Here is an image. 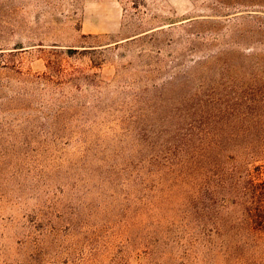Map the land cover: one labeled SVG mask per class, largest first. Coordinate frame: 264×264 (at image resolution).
Segmentation results:
<instances>
[{
	"label": "rangeland",
	"instance_id": "rangeland-1",
	"mask_svg": "<svg viewBox=\"0 0 264 264\" xmlns=\"http://www.w3.org/2000/svg\"><path fill=\"white\" fill-rule=\"evenodd\" d=\"M183 78L224 139L168 190L134 136ZM262 102L264 0H0V264H264L235 205L264 183Z\"/></svg>",
	"mask_w": 264,
	"mask_h": 264
},
{
	"label": "trees",
	"instance_id": "trees-1",
	"mask_svg": "<svg viewBox=\"0 0 264 264\" xmlns=\"http://www.w3.org/2000/svg\"><path fill=\"white\" fill-rule=\"evenodd\" d=\"M196 79H198L197 83L201 82V78L198 75H196ZM183 80L186 81L178 80L182 98L170 104L168 114L158 115L155 112L152 113L151 121L146 125L148 128L152 129L139 130L137 135L134 136L135 143L133 149L135 155H150L146 161L147 166H144L145 160L139 158L138 163H136V169L140 171L138 175L143 178H147L145 174L149 172L152 175L154 173L159 176L161 175L167 180L164 184H166L165 187L168 190H172L173 183L178 180L190 181L198 178H203L204 180L206 178L209 179L210 161L215 158V156L211 158V147L218 146V141L224 139L221 134H212V117L214 126L223 123L221 120H217V116L215 115L216 108L213 106L212 102L214 86H212L213 88L209 87L208 84H203L201 86V88L208 89L205 93H202V96L206 98L207 101L200 103L190 100L192 97H196L197 88H194L195 85L192 87L191 80L188 78H183ZM201 83L207 82L202 81ZM238 99H240V97H238ZM189 101L191 102L189 103ZM217 104L222 106L221 102ZM229 110V117H240L243 113L240 108L231 107ZM221 113L223 114L224 112H222L221 108H217L216 114L218 115ZM242 117L251 116L248 112ZM257 120L261 121L264 119H259L257 117ZM245 121H247L246 123L253 129L264 127V122H258L256 120ZM147 134H149V140L144 141ZM261 141H257L258 146L261 144ZM258 153L264 156V147L260 146ZM261 159L264 161V157ZM149 168L153 171H150ZM153 168H155V171ZM211 187V189L203 187L200 191L205 201L201 209L206 208L208 212L212 213L214 206L212 192L214 188L219 190L228 188V186L222 187L219 186V184H212ZM228 190L231 196L232 193L230 189ZM205 191L209 193L208 197L204 196ZM243 195L244 199H237L235 205L239 206L240 211L245 213L246 217L252 221V225H257L256 228L258 231L256 235L261 242H264V183L247 189ZM258 264H260V261Z\"/></svg>",
	"mask_w": 264,
	"mask_h": 264
}]
</instances>
